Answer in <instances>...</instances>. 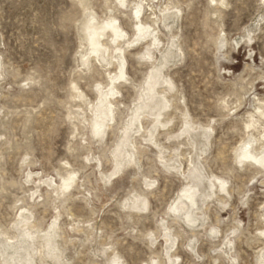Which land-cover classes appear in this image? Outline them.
<instances>
[{
	"label": "rangeland",
	"instance_id": "obj_1",
	"mask_svg": "<svg viewBox=\"0 0 264 264\" xmlns=\"http://www.w3.org/2000/svg\"><path fill=\"white\" fill-rule=\"evenodd\" d=\"M127 1L0 0V231L19 236L14 242L28 239L23 214L43 237L58 219L59 264H113L116 255L122 264H261L264 172L238 164L236 153L251 139L264 145V0H146L142 21L156 22L161 46L150 60L152 37L123 45L127 76L114 81L121 91L115 123L97 138L93 106L99 90L109 92L122 53L108 34L105 60L92 56L86 67L83 27L90 15L114 17L126 40L142 38L133 18L138 0ZM159 69L160 91L173 82L158 129L163 153L144 135L133 162L129 146L116 160L122 131ZM251 116L258 123L247 129ZM144 126L151 132L152 119ZM196 165L228 180L231 194L207 200L190 226L171 211L191 182L175 169L187 177ZM72 173L76 184L57 199ZM211 184L204 179L202 193ZM138 196L148 198L147 211L131 208ZM8 243L0 237V247Z\"/></svg>",
	"mask_w": 264,
	"mask_h": 264
},
{
	"label": "bare ground",
	"instance_id": "obj_2",
	"mask_svg": "<svg viewBox=\"0 0 264 264\" xmlns=\"http://www.w3.org/2000/svg\"><path fill=\"white\" fill-rule=\"evenodd\" d=\"M118 1L122 7H125L128 2L127 0H118ZM214 1L216 0H213V2ZM145 2L146 0H141L140 2L139 0L136 1L137 3L136 8L133 10V18L135 20L134 26L136 31L135 35L136 36L140 35L142 37V38H138L135 41H133L131 38L126 40L128 38V35L121 27L119 23L120 21L118 22L117 20L118 18L116 19L114 17L112 18L110 17L107 20L100 22L97 21L94 14V15H90L84 23V27H83L84 38H85L84 40L88 44L87 46L90 47V49L88 48L90 51L88 54H84L82 56L83 65L87 67L92 56L98 60H105L104 55L107 54L109 48L107 47V44L104 43V39L108 34H111L110 37L112 38V42L116 45L115 50H117V52L119 53H122L121 54L122 56L119 57L120 60L119 73L113 76L112 79L113 84L110 87L109 92L105 93L102 90H99L100 101L97 103L96 106H93L95 107L94 118L96 117V119H94V122L91 126L93 127L92 133L97 138H104L107 130H110L112 128V125L115 123L116 108L118 104L119 95L121 96V91L119 89L120 87L118 88V85H116V83L121 80H126V76H127L126 68H125L126 58L125 55L123 54L126 50H124L123 45L126 44L129 47H131L134 43L139 42L142 39L146 40L147 37H152L151 41L147 42V49H146V53L148 54L146 57H148V59L150 60L154 59L152 54V49L154 48L159 49L161 46L162 41L159 39L157 35L158 27L156 22L155 25L153 24L147 25L148 23H143L144 20L142 21V15L145 6L147 5V3L145 5ZM160 78H164V77L162 76V72L159 69L152 73L151 79L147 83V87L144 89L142 88L144 90V94L140 99V104L136 107L135 111L133 112V118L132 119L130 118L131 120L129 121L128 125L125 127L126 128L125 131H122L123 135L121 137V147L119 145L118 149L114 152L115 155L114 158L116 160H118L119 158H121V156H123V148L129 146L134 150L132 151L133 153L129 155L130 161L133 162L135 160L134 158L139 153L137 138L144 137V135H148V137H150L149 140L150 144L160 149L161 153H163L161 149V145L157 140V137L159 136L158 129L163 125V120L167 115L166 112L169 109V105H171V100L168 99L167 94L173 90V82L171 80L165 79L166 81H164V84H166L167 87L163 88V90L160 91L158 88L159 86L161 87V85L163 84L159 81ZM114 81L117 82H115L114 84ZM158 96H161L164 100H166L167 105H161L160 103H158L157 101ZM153 110H157L158 112L153 114V116H151L150 111ZM258 112L261 117H264V111L261 110V108H258ZM184 116H187V114H184ZM148 119H152V123L154 124L153 130L151 132H147L144 126V122L147 121ZM135 123L139 124V127L135 130L133 134H131L130 130L134 125H136ZM257 123L258 121L255 122L253 120V116H251L250 120H248L246 123L247 129L254 127V125ZM192 127L195 128L196 126L194 127L192 124ZM209 128L211 129L212 132H214V130L211 127ZM185 134L187 133H184L183 135ZM263 141H264V134H263ZM257 142H258L257 139H251L248 142L243 143L244 144L243 147L240 150H237L238 153H236L237 155L236 161L238 164L242 166L245 165L257 166L259 170H261L259 172L260 175L261 173L264 172V145L261 148H257L255 146ZM120 170L122 171V169ZM175 170L179 174L184 176L186 179H191V182L188 187L185 186L186 188L183 189L184 191L183 193H181L182 195L179 197L177 201V206H176L177 209L176 210L170 209V210L173 212L174 218H178L182 216V218H186L185 220L190 226H192L195 223L194 216H198V213L206 206L207 200L213 197L217 198V196H220L221 193L226 194L227 196L231 194L228 180L217 176H207L203 173L202 171L203 169L198 165H196L190 171V174L187 177L185 176V172L182 171L181 167H178ZM204 179L212 182L211 184V187L213 189L212 191L210 192L204 191L202 193L201 184ZM76 180H77L76 173H72L68 178H63L62 186L57 185L58 186L56 190L57 199H59V197L61 196H65L68 192H70V190L76 184ZM219 200L222 201L221 198H219ZM140 201L144 202L143 203L144 207L136 205V203ZM127 205L128 204H126L125 206ZM130 205L132 206L131 208H133L134 211L137 210L136 212L138 213L139 211L144 212L148 210L149 201L148 198L146 197L138 196ZM21 216L23 218V223H24L23 231L27 234L28 239L24 238L21 241L14 242L15 240L19 239V236H16L15 238H10L7 233L0 231V237L4 238L9 242L8 243L9 245L2 244V246L0 247V264H50L51 262L59 264L63 254L62 253L63 249L60 248V246H58L57 244L58 243L57 239L60 237L59 230L61 229L60 224H57L58 219H56L55 223L52 225L51 231H49L46 235L41 237V236H37V234H39L37 232L38 229L33 224H30V220L26 216L24 217L23 214ZM214 230L216 234H219V231L217 229ZM166 231H169L168 227H166ZM262 234H264V231H262ZM230 246H233L232 240L230 242ZM174 247L175 246L169 247L168 252L172 251ZM46 249H48V251ZM9 250H13V253H11L6 257L5 255L9 252ZM45 250H46V254L44 253ZM231 257L232 259L236 260L235 257L233 256ZM47 258L51 262L49 261L47 262L48 260ZM115 258L116 259L113 264H122L121 257L116 255ZM171 259L175 260L176 262V259H178V257L173 256ZM260 262L261 264H264V258Z\"/></svg>",
	"mask_w": 264,
	"mask_h": 264
}]
</instances>
